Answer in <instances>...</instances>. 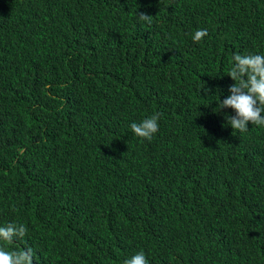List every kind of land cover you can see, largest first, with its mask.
<instances>
[{"label": "trees", "instance_id": "16d2710c", "mask_svg": "<svg viewBox=\"0 0 264 264\" xmlns=\"http://www.w3.org/2000/svg\"><path fill=\"white\" fill-rule=\"evenodd\" d=\"M233 53L264 54V0H0V225L35 264H264V127L216 107Z\"/></svg>", "mask_w": 264, "mask_h": 264}, {"label": "clouds", "instance_id": "9594fccd", "mask_svg": "<svg viewBox=\"0 0 264 264\" xmlns=\"http://www.w3.org/2000/svg\"><path fill=\"white\" fill-rule=\"evenodd\" d=\"M135 14L139 21L147 24L153 22L152 15L144 12ZM207 35V29H197L191 39L198 44ZM226 75L233 83L228 86V95L223 100L219 99V104L216 106L219 111L232 109L234 115L224 114L226 124L232 130L241 133L248 131L249 124L264 127V54L233 53ZM201 90L205 94L211 91L204 82ZM161 115L162 113L155 112L139 123L132 122L129 125L131 132L136 137L151 141L159 131L158 121ZM20 154H23L22 150ZM27 234L28 227L24 223L9 221L0 225V264H35L36 254L33 248L23 244ZM123 264H149V262L144 252L140 251L124 259Z\"/></svg>", "mask_w": 264, "mask_h": 264}]
</instances>
